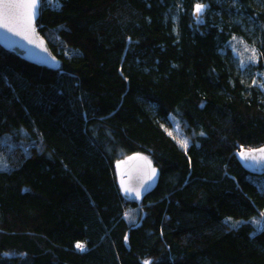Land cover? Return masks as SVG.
Listing matches in <instances>:
<instances>
[{"label": "trees", "instance_id": "trees-1", "mask_svg": "<svg viewBox=\"0 0 264 264\" xmlns=\"http://www.w3.org/2000/svg\"><path fill=\"white\" fill-rule=\"evenodd\" d=\"M42 7L56 71L0 47V264H264V176L237 160L264 145V0ZM232 38L256 48L254 84ZM129 155L159 171L139 201Z\"/></svg>", "mask_w": 264, "mask_h": 264}, {"label": "water", "instance_id": "water-1", "mask_svg": "<svg viewBox=\"0 0 264 264\" xmlns=\"http://www.w3.org/2000/svg\"><path fill=\"white\" fill-rule=\"evenodd\" d=\"M39 16L40 13L34 19L35 32L34 34H30L33 43H29L23 36L15 35L13 32L0 28V47L7 52H14L22 61L24 60L32 65L56 71V69L60 67L61 62L54 55L53 51H51L47 40H45V38L40 35L39 30H37ZM41 41L43 43H41ZM262 148H264V146ZM259 149L261 148L253 149L252 151L253 154L258 157L259 153L256 150ZM243 151L249 152L251 150L244 149ZM135 157L144 156L138 155ZM144 158L143 160L132 159L131 162L120 168L119 184L124 198L135 201L142 200L147 193L157 186L159 171L147 157ZM237 160H239L242 168L249 174L253 176H264V159L243 160L238 154ZM148 162H150V164ZM152 169H155V175H152ZM125 187L133 189L134 191L126 193L124 191ZM136 191L140 192L139 196L135 195Z\"/></svg>", "mask_w": 264, "mask_h": 264}, {"label": "snow or ice", "instance_id": "snow-or-ice-1", "mask_svg": "<svg viewBox=\"0 0 264 264\" xmlns=\"http://www.w3.org/2000/svg\"><path fill=\"white\" fill-rule=\"evenodd\" d=\"M48 0H0V28H4L15 35L23 36L29 43H33L30 34H34V19L43 10V5L47 4ZM204 6L198 4L196 6V13H202ZM41 43H43L41 41ZM247 50V49H246ZM255 58V50H253V59ZM171 135V133H169ZM203 135V133H201ZM182 147H188L187 140L181 142ZM259 157L254 155L252 151H241L239 155L243 160H257L258 158L264 159V148L256 150ZM130 159H145L144 157H132ZM150 164V162H148ZM152 175H155V169H152ZM123 183V182H122ZM126 193L133 192V189L124 188ZM136 196L140 195L139 191L135 192ZM230 219V218H229ZM241 222L232 224V227H237ZM80 251H84V245L77 243L75 245ZM145 264H150V261H145Z\"/></svg>", "mask_w": 264, "mask_h": 264}, {"label": "rangeland", "instance_id": "rangeland-1", "mask_svg": "<svg viewBox=\"0 0 264 264\" xmlns=\"http://www.w3.org/2000/svg\"><path fill=\"white\" fill-rule=\"evenodd\" d=\"M204 8L206 9V6L203 5ZM205 12V10L203 11V13ZM200 19H198L197 21H199ZM233 41L232 43H230L229 45H227L226 50H223V53H225V59L228 63L233 64L237 70L240 71V73L242 74L243 78H245L244 81H251V83L254 84V80H257V76H259L260 74L257 73V66H253L257 59L256 56H258V54H256L255 52V58L253 59V50H256V48L253 45L247 44L246 42L243 41H238L236 40L237 38H232ZM247 49V50H246ZM252 72H254L257 75H253L252 78L250 79L249 77L251 76ZM263 82V78H261V80H258V84H255L258 89L260 90H264V82ZM176 136L181 135L179 131L175 132ZM134 157L132 156H125L123 160H121L120 162H118V166L124 167L126 164H128L129 162L132 161V158ZM127 217H131L130 214H128ZM258 220V217L251 219V221L255 224L256 221ZM246 221V220H245ZM245 221L243 220H234L231 221V224H234L236 222H241L244 223ZM240 224V223H239Z\"/></svg>", "mask_w": 264, "mask_h": 264}, {"label": "bare ground", "instance_id": "bare-ground-1", "mask_svg": "<svg viewBox=\"0 0 264 264\" xmlns=\"http://www.w3.org/2000/svg\"><path fill=\"white\" fill-rule=\"evenodd\" d=\"M264 146V145H263ZM260 148H262V147H260ZM251 151H253V150H251Z\"/></svg>", "mask_w": 264, "mask_h": 264}]
</instances>
